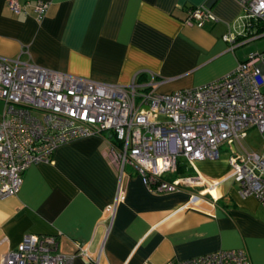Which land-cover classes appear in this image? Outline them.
<instances>
[{
    "label": "crops",
    "instance_id": "obj_1",
    "mask_svg": "<svg viewBox=\"0 0 264 264\" xmlns=\"http://www.w3.org/2000/svg\"><path fill=\"white\" fill-rule=\"evenodd\" d=\"M19 4L35 0H16ZM40 19L13 13L0 0V56L115 84L153 74L156 92L195 86L232 68L243 26L236 0H43ZM213 20L184 22L189 9ZM232 36L233 42L223 39ZM102 134L56 146L49 161L29 164L18 190L0 199V255L25 233L54 235L70 264H165L218 249L243 248L250 264H264V207L239 196L228 155L177 159L170 180L197 173L199 185L152 192L129 167L115 171ZM122 196L116 199L117 192ZM110 205L111 209L106 207Z\"/></svg>",
    "mask_w": 264,
    "mask_h": 264
},
{
    "label": "built area",
    "instance_id": "obj_2",
    "mask_svg": "<svg viewBox=\"0 0 264 264\" xmlns=\"http://www.w3.org/2000/svg\"><path fill=\"white\" fill-rule=\"evenodd\" d=\"M236 1L243 26H264V0ZM4 2L15 14L31 10L36 19L48 4ZM213 19L208 9L194 7L184 22L200 25ZM222 38L233 42L232 36ZM139 75L133 74L125 84L105 83L0 56V199L13 195L25 168L49 161L59 144L103 131L108 132L102 135L109 165L119 174L129 167L149 191L199 185L197 173L170 180L162 175L175 173L178 157L187 163L216 159L220 144L239 143L246 129L254 127L262 138V151L237 155L230 150L228 163L238 195H250L264 207V50L247 53L212 80L170 92L154 90L158 80L153 74ZM121 196L118 191L116 199ZM75 253L97 264L85 247L76 245ZM71 258L57 251L54 235L25 233L0 255V264H70ZM176 264H250V260L243 248H228Z\"/></svg>",
    "mask_w": 264,
    "mask_h": 264
},
{
    "label": "rangeland",
    "instance_id": "obj_3",
    "mask_svg": "<svg viewBox=\"0 0 264 264\" xmlns=\"http://www.w3.org/2000/svg\"><path fill=\"white\" fill-rule=\"evenodd\" d=\"M259 25L260 29L256 34L246 36L239 41L241 44L236 47L239 55H246L249 52L264 50V26L261 24ZM1 107L2 103L0 101V110ZM107 133V131L102 132L103 135H107ZM238 141L239 143L232 140L229 145L224 143L220 144L218 146L219 157L227 156L230 150L239 155L244 152L260 153L263 149L262 138L254 127L246 129L245 134L241 136ZM178 159L182 160L181 157H178ZM124 169H127V166H125Z\"/></svg>",
    "mask_w": 264,
    "mask_h": 264
},
{
    "label": "trees",
    "instance_id": "obj_4",
    "mask_svg": "<svg viewBox=\"0 0 264 264\" xmlns=\"http://www.w3.org/2000/svg\"><path fill=\"white\" fill-rule=\"evenodd\" d=\"M253 27H255V29H254V31H253L252 33H250L249 35H253V34L257 33L258 30L260 29V25H259V24H255V25H253ZM255 30H256V31H255ZM246 36H248V35H246ZM142 75H143V74L141 73L138 77H139V78H142V77H143Z\"/></svg>",
    "mask_w": 264,
    "mask_h": 264
}]
</instances>
